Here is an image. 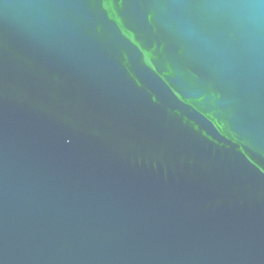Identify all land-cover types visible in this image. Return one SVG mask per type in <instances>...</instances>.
Instances as JSON below:
<instances>
[{
	"label": "water",
	"instance_id": "water-1",
	"mask_svg": "<svg viewBox=\"0 0 264 264\" xmlns=\"http://www.w3.org/2000/svg\"><path fill=\"white\" fill-rule=\"evenodd\" d=\"M0 264H264V0H0Z\"/></svg>",
	"mask_w": 264,
	"mask_h": 264
}]
</instances>
